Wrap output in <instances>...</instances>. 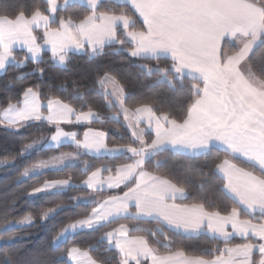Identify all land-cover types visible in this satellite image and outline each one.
I'll list each match as a JSON object with an SVG mask.
<instances>
[{
	"label": "snow or ice",
	"instance_id": "6c2138e0",
	"mask_svg": "<svg viewBox=\"0 0 264 264\" xmlns=\"http://www.w3.org/2000/svg\"><path fill=\"white\" fill-rule=\"evenodd\" d=\"M138 21L142 22L140 28ZM226 40L233 44L238 41V50L227 52ZM261 40L264 0H31L14 8H0V71L6 72L12 63L20 68L28 62L38 64L45 50L51 53L53 65L64 66L74 53L84 52L96 58L103 56L106 49L127 51L132 58L157 62L153 67L141 65L149 77L155 75L158 81H167L174 90L179 86L186 96L194 98L182 122H178L170 112H161L152 98L137 97L128 91L127 83L122 82L126 78L103 72L83 95L76 92L81 102L79 112L59 98H47L43 103V89L36 84L21 88L20 97L0 109V125L7 128L19 131L36 122H46L55 129L50 140L41 137L24 144L15 156L0 159V165L30 155L41 142L61 146L70 141L79 150L75 155L62 153L37 160L25 166L18 178L40 174L54 163L88 153L118 154L116 158L123 156L132 161L118 167L105 165L95 171H90L91 164L84 163V189L101 192L106 186L127 191L101 202L92 198L96 207L87 217L60 230L53 238V251L60 252L65 237L79 230H99L119 220L131 221L133 226L120 224L100 236L97 244L109 253L100 262L90 255L93 246L82 249L74 244L64 248L55 264H264V62H253L257 42ZM17 46L25 50L23 59L15 55ZM162 59L170 63L160 67L158 62ZM33 71L44 75V69ZM29 75L25 74V78ZM186 78L189 81L185 88ZM16 79L22 82V78ZM97 98L103 107L117 109L116 116L111 117L113 121L120 122L119 117H123L121 127L129 132L131 145L108 147L103 131L89 129L81 140L77 133L65 132L60 127L99 121L101 117L89 107ZM141 124H146V129ZM153 132L154 138L146 139ZM216 144L233 157H243L249 167L259 172L256 175L228 160L215 167L206 164L208 171H200L201 188L217 173L223 174L221 194L235 205L230 211L224 209L226 215L220 210H206L218 205L203 199L202 193L198 199L203 202L174 203L190 194L189 189L178 184L188 183L191 170L184 177H176V183L148 171L150 167L160 169L164 162L159 157L169 150L199 157L209 154ZM103 172L115 175L104 179ZM71 186V178L50 180L25 195L34 198L48 192L61 193ZM63 209V205L48 207L39 213L40 219L54 218ZM242 214L262 222L241 220ZM34 221L32 214L19 220L6 219L0 224V242H12L15 238L8 233L14 226ZM152 222L156 227H145ZM201 235L223 242V248L204 250L214 259L188 257L183 248L172 251L177 237L183 240ZM235 236L255 238L256 242L229 247ZM152 244L169 254L160 255ZM6 264L35 262L13 259Z\"/></svg>",
	"mask_w": 264,
	"mask_h": 264
},
{
	"label": "trees",
	"instance_id": "16d2710c",
	"mask_svg": "<svg viewBox=\"0 0 264 264\" xmlns=\"http://www.w3.org/2000/svg\"><path fill=\"white\" fill-rule=\"evenodd\" d=\"M62 1V0H61ZM77 2V1H75ZM19 3H31V0H0V8H14ZM82 18V17H81ZM78 22V20H77ZM55 27V25H53ZM142 27V22L138 21L137 28ZM225 50L229 53L237 50L236 45L229 41L224 42ZM17 59H23L24 51H15ZM51 54L44 52L43 59L37 64L28 62L26 66L20 68L16 64H9L6 72L0 74V109L7 106L9 101L15 102L20 97V90L23 87L33 84L42 87L43 92L41 100L46 102L47 98H59L64 103L70 104L78 112L81 110L80 99L76 97V92L79 91L82 95L86 89H89L94 79L103 72H109L116 75L119 79L121 76L126 78L122 82L128 85V91L135 96H146L152 98L161 112H170L173 118L178 122H182L187 106L192 102L193 97L186 96L184 90L179 86L174 90L167 81L159 80L153 75L149 77L145 70L141 67L142 64H148L153 67L157 64L156 61H142L137 58H132L127 51H115L106 49L103 56L90 58L86 53H74L70 62L66 66L53 65L50 60ZM253 62L260 64L264 62V40L256 47ZM160 67H165L170 61L161 60L158 62ZM44 69V75L40 76L34 69ZM25 74H31L25 78ZM20 77L21 80L16 78ZM12 81V83H9ZM189 78H186L185 88ZM131 103V102H130ZM92 111L97 112L101 117L99 121L88 122L83 124H66L64 129L74 131L78 134L79 139H83V134L88 129L103 131L107 135L106 143L109 147H121L131 145V138L128 131L121 127L123 117H119L120 122H115L111 117L116 116V108H105L101 105L99 99L95 103H89ZM83 111H88L84 108ZM157 114H160L158 112ZM54 127L46 122L34 123L32 126L22 128L19 131L7 128L0 125V159L6 156H15L24 144L31 143L41 137H47L54 134ZM154 138L151 133L146 136V139ZM135 146V145H133ZM73 144H65L58 147H42L40 150L31 155L16 159L9 164L0 165V224L8 221L19 220L26 214H32L35 221L32 224L13 227L8 233L9 236L15 239L10 243H2L0 245V264H6L9 260H24L34 261L35 264H55L57 258L61 257V252L64 248L71 247L74 244L82 249H90V255L97 259L98 262L106 259L109 253L97 244L100 236L111 230L119 227L120 224H127L129 228L133 226L131 221L119 220L116 223L109 224L106 228L99 230L83 229L77 233L68 234L64 241L60 244V252L53 251V238L67 224L74 222L77 219L87 217L96 207L95 203H88L74 200V197L82 195H95L98 200L107 199L109 196L122 195L127 188L121 187L116 190H102L94 192L84 189L82 181L87 178L84 173V163L92 165L90 171H95L103 166L118 167L124 163H131V160L125 159L123 156L116 158V155H92L90 153L79 156L80 162L74 165H66L55 170H47L40 174L32 175L28 178H18L19 172L25 166L37 160L53 156L65 152H78ZM164 163L160 169L148 168L150 173L159 175L163 178L171 179L174 183L177 182L176 177H184L191 170L192 175L188 179V183H179L178 186L185 187L190 190L187 198L178 200L180 204L191 205L198 202H203V199L214 201L218 207L207 208L206 210H220L222 215H226L224 211L227 208L229 211L235 205L230 199L225 198L221 194L220 188L223 181L221 175L216 174L211 181L203 182L199 180L200 171L207 172L206 164H211L212 167L221 164L226 159H231L239 166L254 171L244 159L233 157L226 153L223 149L214 147L213 150L206 155L192 156L181 152L167 151L159 157ZM90 171L88 175H90ZM254 173L259 174L258 171ZM104 176L114 174V172H103ZM71 178L72 186L65 189L61 193L48 192L40 194L34 198H27L26 193L31 188L41 186L44 182L57 179ZM203 195V199H198V194ZM13 201L15 204L13 205ZM63 205L64 209L47 221H41L39 213L46 210L48 207ZM5 213L7 217L5 219ZM241 219H252L246 215H241ZM255 222H262L259 219H252ZM145 227H156L155 223H149ZM133 235H143V233H133ZM186 235V234H181ZM176 244L172 251L183 248L187 256H202L206 260L214 259L212 255L205 254V249L223 248V242L211 239L201 235L200 238L180 239L176 238ZM256 242L254 238H233L228 246ZM152 247L159 249L160 255L169 254L168 251L159 245L152 244Z\"/></svg>",
	"mask_w": 264,
	"mask_h": 264
},
{
	"label": "crops",
	"instance_id": "0c3cea01",
	"mask_svg": "<svg viewBox=\"0 0 264 264\" xmlns=\"http://www.w3.org/2000/svg\"><path fill=\"white\" fill-rule=\"evenodd\" d=\"M75 1H77V2H79V0H75ZM62 2V1H61ZM40 33L38 32L37 33V35H39ZM226 41H229L230 43H232L233 44V42H231L230 40H226ZM263 40H261V41H258L257 42V45H256V47L262 42ZM234 45H236V47H237V50H238V48H239V42L237 41V42H235V44ZM18 50H23V51H25L24 49H21L20 47H16L15 48V51H18ZM44 52H48L47 50H45ZM44 52H42L41 53V55H43V53ZM50 53V52H49ZM79 53H84V52H79ZM51 54V53H50ZM231 54V53H230ZM4 71H0V74H2ZM46 103V102H45ZM86 123H88V122H86ZM141 125H144L145 126V128L144 129H146V124H141ZM140 125V126H141ZM65 132H74V131H68V130H65V129H63ZM89 130V129H88ZM88 130H86V131H88ZM91 130H93V129H91ZM85 131V132H86ZM93 131H99V130H93ZM153 134H154V132H153ZM50 140V139H49ZM83 140V139H82ZM65 144H72L70 141H64L63 142V144L62 145H65ZM47 147H58V146H55V145H48ZM109 147V146H108ZM214 147H218V148H221V149H223V147L221 146V145H219V144H216V145H214ZM224 150V149H223ZM181 153H184V152H181ZM90 154H92V155H110V154H107V153H103V152H101L100 154H94V153H90ZM185 154H188V155H192L191 153H185ZM111 155H116V154H111ZM192 156H194V155H192ZM240 158H242V159H244L243 157H240ZM226 160H228L231 164H235L237 167H239V168H243V167H241V166H239L238 164H236L234 161H232L231 159H226ZM223 163V162H222ZM221 163V164H222ZM245 169V168H244ZM246 171H250V170H248V169H245ZM151 174H153V173H151ZM221 176L223 175L222 173H219ZM254 174H256V173H254ZM102 175V177L104 178V179H106L108 176H110V175H108V176H104V174L102 173L101 174ZM112 176H114L115 175V173L114 174H111ZM153 175H155V174H153ZM256 175H259V174H256ZM105 189H107V187L105 186V188H104V190ZM184 199V198H183ZM178 200H182V199H177L176 201H174V203H176V204H179V205H183V204H180L179 202H177ZM168 203H173V201H168ZM241 219V218H240ZM241 220H246V219H241ZM252 223L253 224H259V223H261V222H255V221H252ZM228 231H232V229H231V227L229 226L228 227ZM236 237H238V238H242V237H240V236H235V237H233V238H236ZM255 239V238H254ZM249 243H253V242H249ZM237 245H240V244H237ZM234 246H236V245H232V246H229V247H234ZM168 255V254H167ZM188 257H192V256H188ZM257 259H258V255H257ZM148 264H150V261L148 262Z\"/></svg>",
	"mask_w": 264,
	"mask_h": 264
},
{
	"label": "rangeland",
	"instance_id": "374dc122",
	"mask_svg": "<svg viewBox=\"0 0 264 264\" xmlns=\"http://www.w3.org/2000/svg\"><path fill=\"white\" fill-rule=\"evenodd\" d=\"M61 66H64V65H61ZM75 125V123H72V125ZM83 124V123H82ZM64 125H66V124H62L60 127L62 128V129H64V127H66V126H64ZM54 127V126H53ZM141 128H145V126L144 125H141L140 126ZM66 128H68V127H66ZM66 130V129H65ZM40 139H37L36 141H39ZM48 145H46V144H44L43 142H41V143H39L38 145H37V147L35 148V150H33L32 152H31V154H33L34 152H36V151H38V150H40L42 147H47ZM65 153H71V154H73V155H75L76 154V152H65ZM30 154V155H31ZM62 153H59V154H56V155H53V156H49V157H44V158H41V159H45V160H47V159H50V158H52V157H54V156H59V155H61ZM25 156H28V155H25ZM41 159H39V160H41ZM80 162V159H79V157H78V159H74V160H67V161H64V162H62V163H54L53 164V166L49 169V170H55V169H59V168H62V167H64V166H66V165H74V164H77V163H79ZM32 176V175H31ZM22 179H24L23 177H22ZM107 179V178H106ZM105 190H108V189H105ZM109 190H111V189H109ZM123 195V194H122ZM78 198H80V199H77V201H83V202H88V203H92V198H94L95 199V201H97V202H101V201H103V200H98V198L95 196V195H82V196H79ZM105 200V199H104ZM132 211H134L135 209H131ZM22 226H24V225H22ZM14 227H17V226H14ZM66 238V237H65ZM3 242H0V245L2 244Z\"/></svg>",
	"mask_w": 264,
	"mask_h": 264
}]
</instances>
